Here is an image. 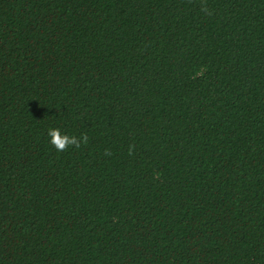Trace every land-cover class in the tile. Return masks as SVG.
<instances>
[{"label": "trees", "instance_id": "1", "mask_svg": "<svg viewBox=\"0 0 264 264\" xmlns=\"http://www.w3.org/2000/svg\"><path fill=\"white\" fill-rule=\"evenodd\" d=\"M0 264H264V0H0Z\"/></svg>", "mask_w": 264, "mask_h": 264}, {"label": "clouds", "instance_id": "2", "mask_svg": "<svg viewBox=\"0 0 264 264\" xmlns=\"http://www.w3.org/2000/svg\"><path fill=\"white\" fill-rule=\"evenodd\" d=\"M206 10V9H205ZM48 136L50 138L51 145L55 148L57 152H66L69 147H75L79 149L82 144L86 145L88 143L87 134H83L81 137L69 136L67 134H62L59 129H49ZM135 146L132 145L129 147V155L133 154ZM106 155H110L111 153L106 151Z\"/></svg>", "mask_w": 264, "mask_h": 264}]
</instances>
